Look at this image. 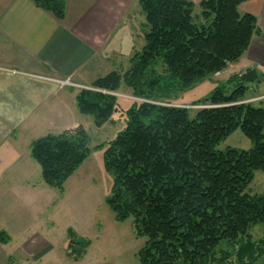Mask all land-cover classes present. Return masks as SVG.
<instances>
[{"label":"trees","instance_id":"1","mask_svg":"<svg viewBox=\"0 0 264 264\" xmlns=\"http://www.w3.org/2000/svg\"><path fill=\"white\" fill-rule=\"evenodd\" d=\"M32 1L65 17V0ZM245 1L139 0L145 45L125 72L111 71L93 82L94 89L78 92L80 111L97 126L122 109L114 92L124 83L145 99L126 110V126L115 138L97 145L104 148L113 178L109 205L119 220L132 217L137 233L147 238L142 264H235L215 260L219 244L264 225V193L247 191L255 174L264 171V103L248 101V83H238L229 93L218 87L194 116L189 106L157 101L147 93L161 83L154 75L158 58L170 71L164 77L168 84L160 88L167 93L190 88L239 61L260 32L257 16L240 10ZM197 6L201 13H195ZM237 129L252 146L218 149ZM90 142L89 132L78 125L35 139L31 154L45 182L61 190L91 153ZM0 236L4 240L7 234ZM71 244L81 246L74 248L80 256L88 243L72 238ZM251 253H257L254 247L238 249L236 264H252L245 257Z\"/></svg>","mask_w":264,"mask_h":264},{"label":"rangeland","instance_id":"2","mask_svg":"<svg viewBox=\"0 0 264 264\" xmlns=\"http://www.w3.org/2000/svg\"><path fill=\"white\" fill-rule=\"evenodd\" d=\"M195 13H201L199 6ZM237 63L233 62L232 66L209 75L190 88L177 87L167 93L160 88L168 84L164 77L168 76L170 71L166 69L162 58H158L157 71L154 75L161 78V83L156 85L154 90H147V93L152 94L150 98L157 101H172L173 104L189 106L191 115L194 116L198 108L208 105L209 101L204 99L218 87L227 93L235 88L239 80H228L239 75L237 72L240 64ZM258 77L247 82L249 89L246 96L248 101L255 105L264 103V74L259 73ZM57 81L60 82L59 79ZM84 88L94 89L93 85ZM114 94L117 95L118 103H123L124 110L116 112L112 121L97 126L92 116H79L77 124L82 125L91 136V153L66 181L64 189L48 185L43 178L40 164L22 148L20 149V152L23 151L22 168L2 171L0 175L2 181L4 178H10V183L5 181V184L0 186V190L6 191V196L0 200V230L5 227L9 238L16 237L20 244L15 240L10 249L13 240L10 239L8 243L0 242V264H142L140 251L147 238L137 233L132 217L119 220L109 205L108 198L111 195L113 178L105 166L104 148L97 145L110 141L124 129L127 123L126 110L130 103L145 99L135 96L134 90L125 83ZM55 124L43 123L40 127H34L33 123H19L15 127V133L20 140L27 137L31 140L33 136L59 132L60 129H56ZM59 124L66 130L72 121ZM76 127L77 125L72 129ZM11 140L7 138L6 143L0 145L1 152L8 148L6 146ZM13 141L10 146L17 145ZM251 146V140L241 129H237L219 143L218 149L223 150L227 147L248 149ZM12 178H16L20 185L14 183L11 186ZM247 191L251 194L264 193V171L255 174ZM71 231L74 232L72 235ZM72 238L84 239L88 243L82 255L79 256L74 251V248L80 249L81 246L78 244L73 246ZM237 239L223 240L215 251V260L225 258L236 264L238 249L251 246L257 253L245 255L246 261L264 264L263 223L253 225L248 234ZM247 241L253 244L250 245ZM45 242L51 247H44Z\"/></svg>","mask_w":264,"mask_h":264},{"label":"crops","instance_id":"3","mask_svg":"<svg viewBox=\"0 0 264 264\" xmlns=\"http://www.w3.org/2000/svg\"><path fill=\"white\" fill-rule=\"evenodd\" d=\"M65 4V17L59 19L32 0H0V145L7 138L17 144L10 146L11 140L0 151V175L21 169L20 149L31 154L32 142L44 135L20 140L16 125L56 123L57 133L65 131L59 123L72 121L66 130L78 126L79 116L86 115L78 107V92L113 70H127L145 45L146 18L139 0H65ZM240 10L257 16L260 32L237 61V74L248 67L264 74V0H247ZM58 79H70L72 84L62 85ZM5 181L10 183V178L0 177V186ZM14 183L16 178L11 179V186ZM4 195L1 189L0 200ZM1 233L7 237L0 236V242L13 240L11 249L16 237L9 238L5 227Z\"/></svg>","mask_w":264,"mask_h":264},{"label":"water","instance_id":"4","mask_svg":"<svg viewBox=\"0 0 264 264\" xmlns=\"http://www.w3.org/2000/svg\"><path fill=\"white\" fill-rule=\"evenodd\" d=\"M258 73L256 69L248 67L244 72L238 75L239 83L245 84L248 81H254L256 78H258Z\"/></svg>","mask_w":264,"mask_h":264},{"label":"built area","instance_id":"5","mask_svg":"<svg viewBox=\"0 0 264 264\" xmlns=\"http://www.w3.org/2000/svg\"><path fill=\"white\" fill-rule=\"evenodd\" d=\"M62 85L71 84L70 80H60Z\"/></svg>","mask_w":264,"mask_h":264}]
</instances>
